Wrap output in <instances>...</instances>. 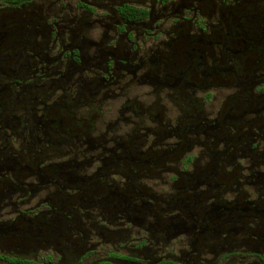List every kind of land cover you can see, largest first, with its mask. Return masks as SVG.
Returning a JSON list of instances; mask_svg holds the SVG:
<instances>
[{"label":"flooded vegetation","instance_id":"flooded-vegetation-1","mask_svg":"<svg viewBox=\"0 0 264 264\" xmlns=\"http://www.w3.org/2000/svg\"><path fill=\"white\" fill-rule=\"evenodd\" d=\"M0 264H264V0H0Z\"/></svg>","mask_w":264,"mask_h":264}]
</instances>
